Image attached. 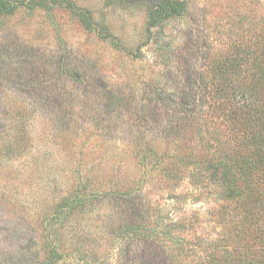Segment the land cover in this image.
Here are the masks:
<instances>
[{"label": "rangeland", "instance_id": "rangeland-1", "mask_svg": "<svg viewBox=\"0 0 264 264\" xmlns=\"http://www.w3.org/2000/svg\"><path fill=\"white\" fill-rule=\"evenodd\" d=\"M183 1L156 26L152 0H56L0 16V264L264 259L255 215L186 157L215 150L207 126L181 127L174 113L208 111L199 100L222 64L260 49L264 0ZM131 203L153 225L162 213L150 237L129 226ZM55 212L66 214L56 246L45 238Z\"/></svg>", "mask_w": 264, "mask_h": 264}, {"label": "trees", "instance_id": "trees-1", "mask_svg": "<svg viewBox=\"0 0 264 264\" xmlns=\"http://www.w3.org/2000/svg\"><path fill=\"white\" fill-rule=\"evenodd\" d=\"M49 4L53 5L57 2L56 0H0V16L14 15L21 7L46 9ZM60 5L65 6L63 3ZM67 5L70 9L77 10L72 3L68 2ZM185 8L183 0H152L149 25L156 26L179 16L184 13ZM79 14L85 27L93 30L94 22L89 11H80ZM242 58L241 62L236 64H222L220 69L216 68L219 69L218 73H221L220 79L217 81L214 76L207 93L205 92L199 100L201 106L208 103V111H203L204 114L201 111L197 116L193 111H174V113L180 118L181 127L191 120L198 122L197 127H200L201 132L202 127L207 126L210 137L215 143V150L212 151L213 146H210L209 149L202 151L204 148L202 145L201 153L186 156L190 157L193 163L195 161L192 156L198 157L197 162L200 164H197L195 176L201 178L202 173L207 172L209 179L221 188V195L233 201L242 199V208L247 207L249 216L255 215L250 218H256L257 225H251L254 227L252 232H257L255 238L259 239L260 243H264V37L259 50L249 48ZM184 165L187 168L188 165ZM176 176L178 177L177 174ZM136 194L133 200L138 198ZM73 196L78 198L79 190L73 191L71 196L62 197V204L55 205V209L59 211L64 208L66 212L74 201ZM256 209L258 211L254 212ZM128 210L132 215L128 220L129 226L138 230L143 238L150 237L159 228L158 222L162 220L160 217L162 213L154 212L157 223L153 225L152 217L147 218L148 215L142 211V207L131 203ZM65 216L66 214L60 219L59 214L55 212L50 222L46 223L45 229L49 230L45 233V238L49 245L56 246L55 232L63 228L60 224L63 223L62 218ZM262 246H259L261 252ZM51 251L56 252L57 249ZM218 255L217 252L213 258L215 260L220 258ZM223 256H225L224 260L220 261H225V264H235L228 254L226 256L224 253ZM244 264H264V259L261 257H256L254 260L247 259Z\"/></svg>", "mask_w": 264, "mask_h": 264}]
</instances>
